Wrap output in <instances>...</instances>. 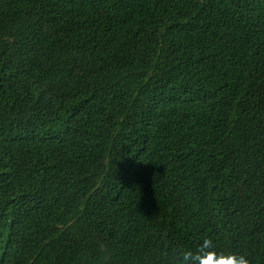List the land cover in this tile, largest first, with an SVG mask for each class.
Listing matches in <instances>:
<instances>
[{
	"label": "trees",
	"instance_id": "16d2710c",
	"mask_svg": "<svg viewBox=\"0 0 264 264\" xmlns=\"http://www.w3.org/2000/svg\"><path fill=\"white\" fill-rule=\"evenodd\" d=\"M264 264V0H0V264Z\"/></svg>",
	"mask_w": 264,
	"mask_h": 264
},
{
	"label": "clouds",
	"instance_id": "9594fccd",
	"mask_svg": "<svg viewBox=\"0 0 264 264\" xmlns=\"http://www.w3.org/2000/svg\"><path fill=\"white\" fill-rule=\"evenodd\" d=\"M178 260L179 264H250L244 254L218 252L210 238H204L195 252L183 251Z\"/></svg>",
	"mask_w": 264,
	"mask_h": 264
}]
</instances>
